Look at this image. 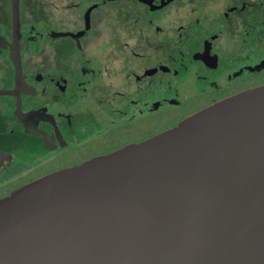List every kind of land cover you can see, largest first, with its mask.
<instances>
[{
    "label": "flooded vegetation",
    "instance_id": "af4514ba",
    "mask_svg": "<svg viewBox=\"0 0 264 264\" xmlns=\"http://www.w3.org/2000/svg\"><path fill=\"white\" fill-rule=\"evenodd\" d=\"M262 87L264 0H0V199Z\"/></svg>",
    "mask_w": 264,
    "mask_h": 264
},
{
    "label": "water",
    "instance_id": "95a60500",
    "mask_svg": "<svg viewBox=\"0 0 264 264\" xmlns=\"http://www.w3.org/2000/svg\"><path fill=\"white\" fill-rule=\"evenodd\" d=\"M0 264H264V87L0 199Z\"/></svg>",
    "mask_w": 264,
    "mask_h": 264
}]
</instances>
